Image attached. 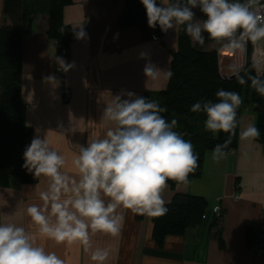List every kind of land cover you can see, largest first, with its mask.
<instances>
[{"label": "clouds", "instance_id": "clouds-1", "mask_svg": "<svg viewBox=\"0 0 264 264\" xmlns=\"http://www.w3.org/2000/svg\"><path fill=\"white\" fill-rule=\"evenodd\" d=\"M138 2L150 29L159 28L165 34L182 29L194 47L205 46L207 39L218 44L224 55L238 57L240 62L230 63L222 79L247 84L264 98V0ZM74 29L76 40L86 39L82 24ZM249 45L256 57L246 67ZM139 58L145 60V78L167 81L172 77L170 68L157 67L146 53ZM55 62L62 73L74 67L73 62L66 63L60 57H55ZM43 80L53 91L60 86L54 75ZM109 97L98 123L103 134L87 137L84 144H73L70 162L50 146L46 131L34 129L22 154V167L33 177L43 178L45 186L38 191V203H27L22 212H0V264H64L55 251L38 242L41 239L57 244L78 242L89 253L91 264H107L110 249L95 244L96 234L119 237L126 212L165 215L168 182L187 185L188 175L198 167V154L191 141L175 130L177 119H166L162 115L165 107L131 91L109 93ZM241 103L238 92L221 88L214 99L201 98L189 108L191 113L204 115L205 131L227 134L211 149L214 161L228 154L226 149L237 134ZM238 135L241 140L258 139L255 120Z\"/></svg>", "mask_w": 264, "mask_h": 264}, {"label": "crops", "instance_id": "crops-1", "mask_svg": "<svg viewBox=\"0 0 264 264\" xmlns=\"http://www.w3.org/2000/svg\"><path fill=\"white\" fill-rule=\"evenodd\" d=\"M123 4L124 0H72L62 12V28H67L73 37L66 56L60 55L54 42L47 38L48 19L43 13L34 18L22 41V123L30 128L32 137L36 128L42 133L46 131L50 146L69 162L75 151L73 144H84L87 137L103 134V126L98 123L109 93L115 95L124 90L144 96L163 90L167 84L162 78H145V60L139 56L146 53V58L157 67L169 68L179 31H159V44L149 38L153 30L120 28L118 19ZM2 7L0 0V24ZM83 23L86 39L78 41L74 28ZM205 47L194 48L218 52L220 46L205 41ZM222 55L229 62V56ZM55 57L73 62L74 67L67 73L58 71ZM223 65L224 62L220 63V68ZM224 68L228 70L229 64ZM50 74L60 81L54 91L43 80ZM64 86L71 90V99L65 103L61 96ZM253 120L252 107L245 105L238 118V133ZM44 186L41 177L33 184H22L18 177L9 176L7 183L0 185V212H22L27 203H38V191ZM175 193L206 200L207 209L200 225L187 229L183 236H167L158 246L151 236L150 217L143 215L142 220H136L135 213L126 212L119 237H93L96 245L110 249L107 264H264V255H257L248 243L249 236L257 242L264 233L263 145L241 140L237 134L234 154L214 161L211 152L204 153L200 177L188 180L186 186L168 187L164 198L169 201ZM234 196L237 200H233ZM216 205L220 206L218 217L213 213ZM38 242L46 250L55 251L64 264H91L89 253L78 242ZM261 242L264 245V236Z\"/></svg>", "mask_w": 264, "mask_h": 264}, {"label": "trees", "instance_id": "trees-1", "mask_svg": "<svg viewBox=\"0 0 264 264\" xmlns=\"http://www.w3.org/2000/svg\"><path fill=\"white\" fill-rule=\"evenodd\" d=\"M72 0H3L0 24V185H5L9 176H16L22 184H33L37 177L22 167V152L29 144L32 133L24 126L21 118L20 82L22 74V41L28 34L30 25L38 14H45L48 19L46 36L54 42L60 51L69 49V30L62 28V12ZM120 28L138 27L144 32L147 26L145 14L138 0H124L123 11L119 16ZM206 41H209L206 39ZM246 64H250L248 52ZM173 73L167 80L165 88L144 97L157 101L167 111L166 119L173 116L177 119L176 131L190 140L193 151L198 154V167L188 175V180L200 177L203 156L211 152L213 146L222 143L227 134H212L204 130L203 114L191 113L190 106L201 98L214 99L218 89L239 93L242 103L237 109V120L244 105H250L254 120L260 130L255 142L264 146V98L257 95L247 84L240 86L234 79H222L216 50L199 51L195 49L181 29L178 32L177 48L171 55L170 67ZM238 134V129H237ZM237 134L232 136L228 149L229 154L236 149ZM169 188L176 184L169 181ZM168 211L160 217H150L152 239L160 246L167 236H183L187 229L200 225L207 209V202L199 196L175 193L166 204ZM136 220L143 215L134 214ZM263 233V232H262ZM261 242V238L258 240ZM249 236L248 243L254 247L258 243ZM255 242V243H254ZM252 244V245H251Z\"/></svg>", "mask_w": 264, "mask_h": 264}, {"label": "built area", "instance_id": "built-area-1", "mask_svg": "<svg viewBox=\"0 0 264 264\" xmlns=\"http://www.w3.org/2000/svg\"><path fill=\"white\" fill-rule=\"evenodd\" d=\"M84 24H85V23H84ZM149 38H150L152 41L156 42V43H159V44L162 43V37H161V35L156 34L155 32L150 33ZM72 41H73V37L70 36V38H69V46H70V44L72 43ZM68 53H69V49H65V50L60 51L59 54L62 55V56H66V55H68ZM217 54H218V65H219V71H220V74H221V75H224V74H222V72H221V68H220V61H221L220 51H218ZM246 56H247V55H246ZM248 57H249V61H250V62H251V60H252L253 58L256 57V53L254 52L253 46H251V45H250V50H249V52H248ZM245 61H246V57H245ZM225 74H226V73H225ZM61 96H62V101H63L64 103H65V102H68V101L71 99V90H70L67 86H64V87L62 88V91H61ZM229 154H234V151H231ZM233 200H237V197L234 196V197H233ZM213 213H214V215H215L216 217L219 216V214H220V206H219V205H216V206L213 207ZM263 236H264V233H263V235L261 236V238H262ZM252 249L256 252L257 255H264V245H263L262 242H259V241H258V243L256 244V246L252 247Z\"/></svg>", "mask_w": 264, "mask_h": 264}, {"label": "rangeland", "instance_id": "rangeland-1", "mask_svg": "<svg viewBox=\"0 0 264 264\" xmlns=\"http://www.w3.org/2000/svg\"><path fill=\"white\" fill-rule=\"evenodd\" d=\"M200 16V14H199V12L197 11V17H199ZM82 26L84 27L85 26V24L83 23L82 24ZM207 42H209V41H207ZM209 46V45H208ZM196 48H198V49H200V48H203V49H207L205 46H203V47H196ZM220 51V50H219ZM223 53L220 51V55H221V57H223V55H222ZM229 62H225L222 58H221V61H220V63L221 64H223V62H224V65H227V64H230V63H239L240 62V60H239V58L238 57H229V60H228ZM224 65H223V68H221V72H222V74H225V72H227L228 70H226L225 68H224ZM227 74V73H226ZM245 106V105H244ZM243 106V107H244Z\"/></svg>", "mask_w": 264, "mask_h": 264}, {"label": "water", "instance_id": "water-1", "mask_svg": "<svg viewBox=\"0 0 264 264\" xmlns=\"http://www.w3.org/2000/svg\"><path fill=\"white\" fill-rule=\"evenodd\" d=\"M225 75H226V74H224V75H221V76L223 77V76H225Z\"/></svg>", "mask_w": 264, "mask_h": 264}]
</instances>
